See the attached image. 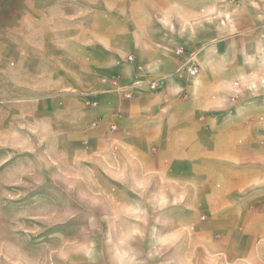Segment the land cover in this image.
<instances>
[{
  "label": "crops",
  "instance_id": "obj_1",
  "mask_svg": "<svg viewBox=\"0 0 264 264\" xmlns=\"http://www.w3.org/2000/svg\"><path fill=\"white\" fill-rule=\"evenodd\" d=\"M0 11L13 14L0 60L14 62L17 90L45 103L48 140L119 182L124 218L178 209L186 221L210 192L234 213L250 206L233 232L264 246V0H0Z\"/></svg>",
  "mask_w": 264,
  "mask_h": 264
},
{
  "label": "rangeland",
  "instance_id": "obj_2",
  "mask_svg": "<svg viewBox=\"0 0 264 264\" xmlns=\"http://www.w3.org/2000/svg\"><path fill=\"white\" fill-rule=\"evenodd\" d=\"M10 15L0 11V21ZM12 63L0 60V264H264L263 241L233 232L247 228V204L234 213L210 202L209 192L186 221L178 209L155 220L124 218L114 203L127 198L119 182L86 171L67 157V142L46 138L53 128L41 123L46 105L17 90L22 77Z\"/></svg>",
  "mask_w": 264,
  "mask_h": 264
},
{
  "label": "built area",
  "instance_id": "obj_3",
  "mask_svg": "<svg viewBox=\"0 0 264 264\" xmlns=\"http://www.w3.org/2000/svg\"><path fill=\"white\" fill-rule=\"evenodd\" d=\"M176 52H177V54H181L183 52V50L182 49H177ZM129 60L132 61L133 58L131 57V58H129ZM183 67L185 68V66H183ZM186 70H187V72H188V74L190 76H193V75H195L197 73V69H196L195 65L191 66L190 68H188ZM140 83L141 82H139L138 84H140ZM113 85L115 87V90H121V88L117 85V81H115ZM149 86H150L151 89H155L156 88V85H155L154 82H152ZM126 96L129 97V94H127ZM89 105L95 106V103H90ZM111 129L115 130V127H112Z\"/></svg>",
  "mask_w": 264,
  "mask_h": 264
}]
</instances>
